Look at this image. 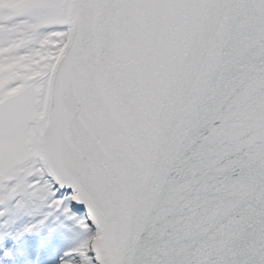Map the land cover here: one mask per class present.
I'll list each match as a JSON object with an SVG mask.
<instances>
[{
    "label": "snow or ice",
    "instance_id": "1",
    "mask_svg": "<svg viewBox=\"0 0 264 264\" xmlns=\"http://www.w3.org/2000/svg\"><path fill=\"white\" fill-rule=\"evenodd\" d=\"M0 264H264V0H0Z\"/></svg>",
    "mask_w": 264,
    "mask_h": 264
}]
</instances>
